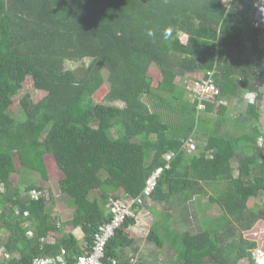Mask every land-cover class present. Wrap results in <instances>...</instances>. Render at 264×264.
Masks as SVG:
<instances>
[{
  "label": "trees",
  "instance_id": "trees-1",
  "mask_svg": "<svg viewBox=\"0 0 264 264\" xmlns=\"http://www.w3.org/2000/svg\"><path fill=\"white\" fill-rule=\"evenodd\" d=\"M259 5L0 0V251L6 256L0 264L58 256L76 262L112 222L108 206L120 196L136 200L134 218L107 241L105 264H154L164 251L175 255L164 264H264L253 254L258 244L244 235L264 221L257 205L264 200ZM86 60L87 67L67 68L68 61ZM208 73L221 94L218 103L204 102L200 109L185 82ZM105 74L109 92L96 103L89 91ZM28 80L44 98L24 93ZM244 91L256 93L257 102L230 127L236 114L230 103ZM17 101L22 120L12 114ZM190 140L196 143L192 152L185 149ZM50 156L71 211L65 220L43 187L17 168L50 181ZM160 169L151 200L163 211H155L138 198ZM14 174L22 177L18 184ZM201 198H207L208 212L216 207L208 229L197 206ZM145 206L156 221L140 237L135 227ZM68 226L80 229L82 239ZM55 233L61 238L53 241Z\"/></svg>",
  "mask_w": 264,
  "mask_h": 264
},
{
  "label": "rangeland",
  "instance_id": "rangeland-1",
  "mask_svg": "<svg viewBox=\"0 0 264 264\" xmlns=\"http://www.w3.org/2000/svg\"><path fill=\"white\" fill-rule=\"evenodd\" d=\"M261 3V8H264V0H260ZM259 8V9H261ZM90 64V61H84V62H73V61H68L67 62V68L73 71H76L78 69L83 68L84 66L87 67ZM153 74L155 75V77L159 76V73L156 71H152ZM203 76V75H202ZM200 76V77H202ZM109 82H108V77L105 74L104 76L100 77L97 79L95 86L90 89L89 93L92 97V99L94 101H96V103H101L103 102V100L105 99V97L107 96L108 92H109ZM24 93H31L33 99L35 101H39L42 98H44L45 93L42 92H38L33 88V84L31 83L30 80L27 81V83H25L24 85ZM254 99L252 100L251 96H247V100L246 102H253ZM257 101V99H256ZM248 105L245 102H236L234 104V109L235 112L237 114V117H232L234 120H230V127H235L236 119H239V115L241 114H246L248 111ZM12 114L18 119V120H22L24 116H22V110L20 107L19 102L17 101L13 107H12ZM243 121H239L238 125L240 127H242L243 125ZM47 164L49 167V171H50V175H51V180L50 181H44L43 179L40 178L39 174H28L24 172V169L21 168V166L18 164L17 168L18 170H20V172H22L24 174L23 177L26 178H32L35 182L36 185H38L39 187H43L44 192L46 193V196L48 199H50L51 197L54 199L53 200V204H54V208L59 212V214L61 215L62 219H66L69 218L71 215V211L68 209L64 199L61 197L60 192H59V188H58V182L61 180L62 178V173L61 171L58 169L56 161L54 159V157L50 156L47 158ZM21 176L20 174H14L12 181L14 184H18L21 180ZM197 201V206L200 210V212H202L201 215V219L203 222V225L205 227V229H208V224L212 218V215L210 213H214L216 212V207H212L211 210H209V212L205 209V204L207 203V198H201L196 200ZM148 206L153 207V209L155 211L159 210V211H163V207L160 205H156L153 204L151 201H147ZM257 205L260 207L261 210H264V200H259L257 202ZM140 221H141V227L140 230H142L145 233H141V231H139V236L140 237H146L147 234L151 227L154 225L156 218L153 215V213L151 212V210L145 206L143 208V210L141 211V215H140ZM69 228H67V232H69ZM78 232V237L82 238V232L80 230H77ZM142 234V235H140ZM246 239L254 241L258 244V252H257V256L260 257H264V221L259 222L255 228L249 232H246L245 234ZM53 239H60L59 235L56 234H52ZM144 248H148V247H144ZM156 249V247H154ZM153 247H150L151 250H155ZM159 253V252H158ZM162 254V258L160 259V261L157 262V264H164L168 261L167 257H173L175 255L171 254L170 252L164 251L161 253ZM240 264H247V262H241Z\"/></svg>",
  "mask_w": 264,
  "mask_h": 264
},
{
  "label": "built area",
  "instance_id": "built-area-1",
  "mask_svg": "<svg viewBox=\"0 0 264 264\" xmlns=\"http://www.w3.org/2000/svg\"><path fill=\"white\" fill-rule=\"evenodd\" d=\"M185 83V87L191 97L199 101L200 109L203 107L204 102L218 103V98L221 92L216 86L213 73H208L206 77L202 76L188 80ZM185 149L188 152L195 151L196 143L193 140L187 141ZM171 157H174V155H168L167 159L170 160ZM161 174L162 169H160L148 182L146 188L147 195L150 196L153 194L157 179ZM34 195L37 197L38 193H34ZM131 206L132 204H128L123 199H112L110 208L113 215L112 222L101 228V233L95 236L91 249L86 251L84 255L80 256L78 260L72 264H105L104 259L106 258L107 241L114 235V231L118 226L124 223L128 218L133 217ZM62 254H67V252L63 251ZM0 257L3 259L5 254L2 252ZM33 264H69V261L66 262L64 258L58 256L46 259H37L33 262Z\"/></svg>",
  "mask_w": 264,
  "mask_h": 264
},
{
  "label": "crops",
  "instance_id": "crops-1",
  "mask_svg": "<svg viewBox=\"0 0 264 264\" xmlns=\"http://www.w3.org/2000/svg\"><path fill=\"white\" fill-rule=\"evenodd\" d=\"M200 76H202V75H197V76H195V77H200ZM259 85L261 86V89L264 91V79L259 83ZM247 96H251V98H252V100L257 96V94L256 93H254V92H250V91H244L238 98H236V100H234V102H232V103H230V108H231V110H234V112H235V109H234V104L238 101V102H245V103H247V105L249 106V105H252V102H246V100H247ZM238 115H240V114H238ZM262 115H264V107L262 108ZM231 118H229V120H232L233 118L232 117H237V114H234V115H232V116H230ZM261 125H262V132L264 133V122L263 123H261ZM65 220V219H64ZM64 220H62V221H64ZM60 224V223H59ZM140 227H141V224H138L136 227H135V231L138 233L139 231H140ZM67 228H69L70 230H69V232H73L75 235H76V237L79 239V240H81L82 238L81 237H78V232L79 231H77V230H80V229H77V230H72V228H70V226H68ZM81 231V230H80ZM82 232V231H81ZM133 233H134V231H133ZM56 235H59V234H57V233H55ZM82 235H83V233H82ZM61 236L59 235V238H60ZM83 237V236H82ZM51 238H53V237H51ZM55 240H57V239H54L53 241H55ZM3 251H0V254L2 253ZM6 257V256H5ZM4 257V258H5ZM19 257V256H18ZM163 256H162V254L159 256V259H161ZM3 258V259H4ZM6 259V258H5ZM154 264H157V263H154Z\"/></svg>",
  "mask_w": 264,
  "mask_h": 264
},
{
  "label": "clouds",
  "instance_id": "clouds-1",
  "mask_svg": "<svg viewBox=\"0 0 264 264\" xmlns=\"http://www.w3.org/2000/svg\"><path fill=\"white\" fill-rule=\"evenodd\" d=\"M261 3H260V5H259V8H261ZM264 9V8H263ZM261 10H262V8H261ZM171 32H172V29L169 27V28H165L164 30H163V37L165 38V39H167L170 35H171ZM147 35L149 36V37H152L153 35H154V31L152 30V29H149L148 30V32H147ZM195 78H198V77H195ZM192 79H194V78H192ZM189 80H191V79H189ZM255 103V101H253L252 102V105ZM151 180V179H150ZM149 180V181H150ZM148 181V182H149ZM147 185H148V183H147ZM147 188V187H146ZM146 188H145V190H144V193H143V195H141L138 199L141 201V203L143 202V203H145V201L146 200H148V201H151L152 202V200H151V196L152 195H147L146 194ZM154 193V192H153ZM112 199H117V198H111V200ZM118 199H123V200H125L128 204H132V206H131V210H132V213H133V208H134V205H135V202H136V200L135 199H132V200H130V199H128V197H126V196H120V198H118ZM111 200H110V204H109V206H108V211H109V213L112 215V212H111ZM148 203V202H147ZM153 203V202H152ZM131 218H134V214H133V217H131ZM259 250H257L255 253H253L254 254V256L256 257L257 256V252H258Z\"/></svg>",
  "mask_w": 264,
  "mask_h": 264
},
{
  "label": "water",
  "instance_id": "water-1",
  "mask_svg": "<svg viewBox=\"0 0 264 264\" xmlns=\"http://www.w3.org/2000/svg\"><path fill=\"white\" fill-rule=\"evenodd\" d=\"M262 46L264 47V36H263V44H262ZM263 104H264V102H263ZM264 122V115H262V118H261V123H263Z\"/></svg>",
  "mask_w": 264,
  "mask_h": 264
},
{
  "label": "flooded vegetation",
  "instance_id": "flooded-vegetation-1",
  "mask_svg": "<svg viewBox=\"0 0 264 264\" xmlns=\"http://www.w3.org/2000/svg\"><path fill=\"white\" fill-rule=\"evenodd\" d=\"M262 92H263V94H264V91H263V90H262ZM256 98H257V96L254 98V101H255V102H257V101H256ZM263 102H264V98H263V100H262V108L264 107Z\"/></svg>",
  "mask_w": 264,
  "mask_h": 264
}]
</instances>
